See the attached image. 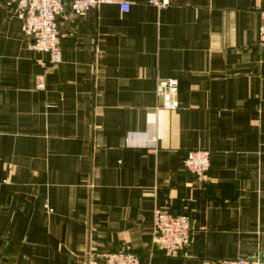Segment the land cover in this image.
Instances as JSON below:
<instances>
[{
    "label": "crops",
    "instance_id": "0c3cea01",
    "mask_svg": "<svg viewBox=\"0 0 264 264\" xmlns=\"http://www.w3.org/2000/svg\"><path fill=\"white\" fill-rule=\"evenodd\" d=\"M148 1L65 10L38 90L45 56L0 0V264H84L88 248L264 259V0ZM159 79L177 80L175 111L158 107ZM197 149L204 181L183 166ZM156 209L190 218L176 257L152 243Z\"/></svg>",
    "mask_w": 264,
    "mask_h": 264
},
{
    "label": "built area",
    "instance_id": "2783aa9c",
    "mask_svg": "<svg viewBox=\"0 0 264 264\" xmlns=\"http://www.w3.org/2000/svg\"><path fill=\"white\" fill-rule=\"evenodd\" d=\"M114 2L115 0H3L5 5L11 7L13 15L23 21L25 34L32 40L31 49L45 56L36 60L43 70V73L36 77V89H45L48 70L61 62L59 44L62 32L59 29L58 17L65 10L73 17H78L89 8ZM148 3L163 8L169 5V0H149ZM118 8L121 12H127L129 4L118 2ZM258 46L264 52V10L260 11ZM177 94L176 79L157 81L156 98L159 108L167 111L178 109ZM183 166L198 180L204 181L210 167L209 152L199 149L187 151ZM191 233V221L187 214L154 210L151 239L163 256H178L190 243ZM84 264H139V256L129 250L107 253L88 248ZM209 264H264V259H222L211 261Z\"/></svg>",
    "mask_w": 264,
    "mask_h": 264
},
{
    "label": "water",
    "instance_id": "95a60500",
    "mask_svg": "<svg viewBox=\"0 0 264 264\" xmlns=\"http://www.w3.org/2000/svg\"><path fill=\"white\" fill-rule=\"evenodd\" d=\"M260 258V257H259ZM261 259V258H260Z\"/></svg>",
    "mask_w": 264,
    "mask_h": 264
}]
</instances>
